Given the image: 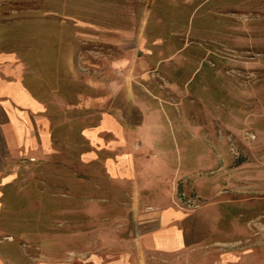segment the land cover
<instances>
[{"label":"rangeland","instance_id":"obj_1","mask_svg":"<svg viewBox=\"0 0 264 264\" xmlns=\"http://www.w3.org/2000/svg\"><path fill=\"white\" fill-rule=\"evenodd\" d=\"M196 4L0 0V51L20 55L46 84H52L53 67L63 70V63H52L58 54L73 57L77 72V91H35L55 126L53 145L2 178L11 183L0 202L12 223H0V248L84 246L127 214L115 204L131 193L109 191L115 186L102 175V164L80 159L81 132L99 122L104 104H128L148 89L150 103L177 105L188 120V127L171 130L184 137L173 145L179 170L174 204L204 217L211 239L264 260V0H209L191 14ZM143 33L154 55L187 61L129 64L132 51L143 58ZM117 38L124 39L122 48ZM118 54L126 62L117 66ZM117 71L133 91H101L116 88L115 78L104 76ZM63 75L61 85L68 82Z\"/></svg>","mask_w":264,"mask_h":264},{"label":"crops","instance_id":"obj_2","mask_svg":"<svg viewBox=\"0 0 264 264\" xmlns=\"http://www.w3.org/2000/svg\"><path fill=\"white\" fill-rule=\"evenodd\" d=\"M180 1L184 6L197 2L196 11L191 12L196 14L209 0ZM140 38L147 42L141 47L143 58L138 59L132 51L129 64L187 61L182 55L170 59L164 54L154 55L147 36L143 33ZM117 41L118 48H122L124 39ZM56 42L53 39L52 47L59 50L60 43ZM123 56L118 54L112 61L122 65L126 62ZM26 63L15 52L0 51V191L11 186L10 179L2 182V178L12 175L18 163L35 155L44 157L53 145L55 126L46 116L45 100L35 91H77L73 57H52V63H63L64 67H53L51 85L46 84L45 77L35 78ZM61 73L68 80L64 85L59 82ZM119 73L104 76L115 78L116 88L101 91H116L117 96L128 91ZM155 74L161 75V71ZM131 78H135L133 72ZM146 90L142 98L134 94L128 104L123 100L111 107L104 104L99 122L86 125L81 132L85 149L80 159L102 164V175L115 186L109 191L131 193L130 199L117 198L115 204L129 209L127 214L115 217L110 230L84 246L50 249L14 247L11 243L0 248V264H264L251 250L226 248V243L211 239L204 217L174 204L179 170L174 163L173 145L184 137L173 136L171 130L188 127V120L177 105L150 103L153 94ZM6 208V202H0V223H12V213L7 215Z\"/></svg>","mask_w":264,"mask_h":264}]
</instances>
